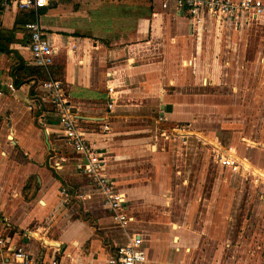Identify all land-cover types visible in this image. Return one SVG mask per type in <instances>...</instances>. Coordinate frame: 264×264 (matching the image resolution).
<instances>
[{"label":"crops","instance_id":"obj_1","mask_svg":"<svg viewBox=\"0 0 264 264\" xmlns=\"http://www.w3.org/2000/svg\"><path fill=\"white\" fill-rule=\"evenodd\" d=\"M162 1L55 0L50 9L43 10L45 14L39 17L49 41L62 49L55 57L54 65L65 69L67 95L78 115L100 124L106 120L110 125L111 133L100 141L99 147L108 152L107 173L115 185V176L126 170L132 181L137 178L134 159L140 156L139 144H145L146 137L137 139L131 136L143 132L132 122L140 107L150 102L161 87L172 83L176 88L175 94L160 97L161 101L167 102V105H162L161 116L173 121L184 118L181 106L192 99V94L185 93V89H193L197 82L195 76L198 57L204 49L205 26L210 25L217 33L225 30L239 32L254 24L261 26V22L237 26L217 24L210 18H206L204 26H196L185 13L176 11L174 7L170 11L164 10ZM174 4L175 0H171V5ZM21 15L0 13V33L16 30L11 52H0V213H5V221L10 228L6 230L4 225L0 229L14 247H25L33 257H59L61 264L63 259L65 264H104L103 260L124 245L126 239L113 222L103 196L75 172L76 156L62 138L59 122L41 84L43 80L26 75V78L20 77L18 73L22 65L33 67L29 33L21 32L23 26L18 23ZM27 38L28 46L25 45ZM185 59L189 60L186 68L183 67ZM109 85L114 88L112 112L107 108L111 102ZM169 104L175 105L173 112ZM62 157L68 163H62V169L54 170L51 166L59 163ZM239 160L264 173L246 159ZM48 166L52 171L43 169ZM12 169L15 170L11 172ZM255 170L254 173L260 176ZM234 174L253 183L256 189L264 188V183H256L249 173ZM32 176H39V191L34 199L25 201L22 186ZM17 186L18 190H15ZM117 188L125 194L134 218L131 231L143 235L146 264H150L146 235L137 228L138 219L130 207L131 196H142L144 190L133 194L129 189L122 191ZM63 189H68L72 195L69 201L62 196ZM14 190L19 194L11 197ZM82 195H87V200L80 199ZM75 199L85 205L86 212L98 216V230L69 215L68 207ZM45 219L57 223L53 238L61 245L60 251L46 250L29 236L42 235L43 228L37 227L33 233L27 228ZM12 224L23 232L11 229ZM112 227L122 233L125 241L122 244L113 241L114 247L110 249L97 231L109 237L107 231Z\"/></svg>","mask_w":264,"mask_h":264},{"label":"rangeland","instance_id":"obj_2","mask_svg":"<svg viewBox=\"0 0 264 264\" xmlns=\"http://www.w3.org/2000/svg\"><path fill=\"white\" fill-rule=\"evenodd\" d=\"M203 34L204 49L194 75L197 82L193 89H185L192 99L181 106L184 118L173 121L161 116L167 102L160 97L175 94L172 83L141 106L132 124L143 132L131 135L146 137L145 144H139L140 156L134 159L137 178L132 181L126 170L115 176L116 186L133 194L144 190L142 196H131L130 207L137 228L146 235L150 264H264V188L256 189L223 169L214 157L219 146L234 149L239 158L264 171V26L217 33L206 25ZM26 42L28 46V38ZM168 106L172 111L175 105ZM178 127H188V132L175 135ZM43 169L52 171L49 166ZM39 187V176L27 179L22 186L24 200L34 199ZM15 190L11 197L19 194ZM68 208L72 218L99 229L98 216L86 212L80 200ZM5 217L0 213V227L5 225L7 230ZM13 225L11 229L23 232ZM37 227L43 228L42 235L37 233L33 240L46 250L60 251L53 238L56 221L45 219L27 229L33 233ZM97 233L110 249L113 241L122 244L126 239L113 227L107 231L109 237Z\"/></svg>","mask_w":264,"mask_h":264},{"label":"built area","instance_id":"obj_3","mask_svg":"<svg viewBox=\"0 0 264 264\" xmlns=\"http://www.w3.org/2000/svg\"><path fill=\"white\" fill-rule=\"evenodd\" d=\"M55 0H0V13H36V20L25 26L30 38V52L34 67L42 68L49 72L55 64V57L62 51L61 47L51 43L46 31L39 22V12L49 9ZM163 0L162 8L185 13L196 26H204L206 18L217 24L229 23L237 26L244 23H260L264 26V0ZM49 79L42 82L43 89L47 92L54 115L56 116L62 138L73 149L76 156L74 168L79 177L89 181V186L104 198V205L109 210L113 222L123 232L127 242L118 247L110 255L106 264H146L147 255L144 248L143 235L138 231H131L134 218L130 214L127 199L108 176V152L99 147L100 141L107 138L111 128L105 120L103 124L80 117L70 102L65 83L55 80L49 74ZM110 103L108 110L114 108V88L108 86ZM164 120V119H163ZM188 127L175 128L173 133L181 136L187 133ZM163 136H167L163 133ZM169 139V137H168ZM217 148L214 150L216 163L223 169L232 170L234 173L246 172L254 176L256 183H264V179L257 176L251 169L240 162L234 151ZM54 159V158H51ZM68 163L66 158H60L59 163L51 166L54 170L62 169ZM62 196L68 201V189L62 190ZM80 199L87 200V195ZM0 264H61L58 258L46 259L33 257L22 246H15L0 229Z\"/></svg>","mask_w":264,"mask_h":264},{"label":"trees","instance_id":"obj_4","mask_svg":"<svg viewBox=\"0 0 264 264\" xmlns=\"http://www.w3.org/2000/svg\"><path fill=\"white\" fill-rule=\"evenodd\" d=\"M46 11L39 12V16L45 14ZM23 15L20 16V21H18L19 25L25 26L30 23L34 22L36 20V13L32 12L29 14L22 13ZM16 30L12 31H7V32H2L0 33V52H5V53H10V46L12 44V41L14 39ZM49 74L54 78L55 80H60L65 82V69L61 66L56 67L53 65L49 69ZM18 73L20 77H23L26 75V77H34L37 80H48L49 79V74L46 70L42 68H37V67H27L26 65H22L18 69ZM25 77V76H24ZM25 77V78H26Z\"/></svg>","mask_w":264,"mask_h":264},{"label":"water","instance_id":"obj_5","mask_svg":"<svg viewBox=\"0 0 264 264\" xmlns=\"http://www.w3.org/2000/svg\"><path fill=\"white\" fill-rule=\"evenodd\" d=\"M163 108H164V106H163ZM219 149H221L220 147H218ZM238 160H239V158H237ZM240 161V160H239ZM241 162V161H240ZM251 169V168H250ZM251 171H253L254 172V170L253 169H251ZM30 237H34L35 239H36V234H33L32 236H31V234L29 235ZM176 240H178V238H176ZM57 245H59L58 243H56Z\"/></svg>","mask_w":264,"mask_h":264},{"label":"bare ground","instance_id":"obj_6","mask_svg":"<svg viewBox=\"0 0 264 264\" xmlns=\"http://www.w3.org/2000/svg\"><path fill=\"white\" fill-rule=\"evenodd\" d=\"M245 166L247 167V168H252L251 166H249L247 163H245ZM253 169V168H252ZM255 170V169H254ZM255 171H257V170H255ZM259 174H260V176L261 177H264V174L263 173H261V172H259V171H257Z\"/></svg>","mask_w":264,"mask_h":264}]
</instances>
